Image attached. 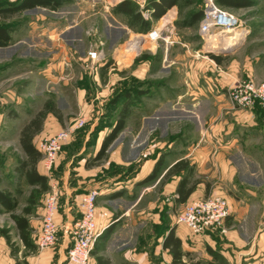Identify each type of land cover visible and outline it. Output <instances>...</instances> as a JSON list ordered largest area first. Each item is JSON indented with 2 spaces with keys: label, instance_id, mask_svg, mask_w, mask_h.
<instances>
[{
  "label": "rangeland",
  "instance_id": "rangeland-1",
  "mask_svg": "<svg viewBox=\"0 0 264 264\" xmlns=\"http://www.w3.org/2000/svg\"><path fill=\"white\" fill-rule=\"evenodd\" d=\"M113 1L119 2L69 0L55 10L35 7L3 19L11 28L9 44L0 47V178L4 184L13 179L16 167L25 158L20 146L21 130L36 118L46 101L53 105L58 115L51 112L42 119L40 129L32 138L36 148L42 138L71 126L80 118L85 119L84 125L61 145L55 165L48 171L47 189L22 184L23 195L18 208L33 193V208L40 211L43 208L44 212L46 196L51 189H55L58 193V208H66L67 203H72L71 208L76 209L75 198L91 190L93 178L96 183L99 182L98 166L104 164H109L122 179L133 178L145 159L144 152L150 151L149 145L154 142L148 143L149 128L155 130L154 139L162 143H157V146H163L162 155L168 154V159L172 157L167 144L174 141L172 150H175V146L183 147L184 142L190 141L196 124H203L204 118L200 119L199 115L203 116V112L214 109V101L210 106L208 101H199L194 104L198 105L200 113L192 110V93L210 95L208 85L199 81L196 83L192 79V59L202 56L207 59L210 58L207 54L213 53L221 56L223 70L232 65L237 77L264 81V0H248L251 5L245 7H222L241 21L240 36L229 46L220 47H229L227 51H219L216 49L219 46L207 42L201 36L199 23L189 28L181 25V21L192 11L203 10L204 0H190L189 5H186L185 0H180L177 16L172 20L170 18L160 28L164 39L155 41L148 37L142 41L139 36L147 35L148 32H139V26H136L128 28L119 42L113 44L117 36L114 30H118L114 28H127L131 24L129 18L113 14ZM159 22L153 20L150 29L159 26ZM170 40L173 43L169 44ZM135 46L137 49L126 52ZM90 48L103 50L105 61L96 68L86 66ZM166 52L174 61L169 71L159 69L161 57ZM108 63L109 66H104ZM124 90L130 99V116L126 119L125 128L111 144L116 147L118 143V148H108L103 160H95V152L112 126L101 127L100 130L97 128L114 123L120 108L116 107L113 114L105 117L109 99L114 93ZM176 91L179 94L177 103L180 104L174 107L176 113L170 116L168 111L163 115H155L156 107L163 105V109L168 108L172 97H176ZM221 91L226 92L228 98L227 87ZM245 109L264 112L258 104ZM44 128L48 130L44 132ZM180 130L183 135L175 133ZM130 131L132 134H129ZM130 136L134 138L133 148L128 150L126 147ZM145 144L148 146L146 150L141 148ZM112 150L118 153L114 157H110ZM140 151H143L141 155ZM170 174L168 172L153 189L143 195L139 193V184H135L131 195L126 196L128 204L134 205L135 212L139 208H147L149 218L153 208H163L161 218L166 220L169 212L176 215L182 210L185 204L175 203L165 189V185L170 183ZM183 175H187V168H184ZM194 177L202 180L196 171L191 180ZM116 202H119L120 208L128 205L122 200ZM166 208L171 210L167 211ZM0 224L11 230L12 237H16L9 213L0 214ZM159 232V228H153L152 237ZM185 260L186 264H207L202 251L187 255ZM216 264L224 263L217 260Z\"/></svg>",
  "mask_w": 264,
  "mask_h": 264
},
{
  "label": "crops",
  "instance_id": "crops-1",
  "mask_svg": "<svg viewBox=\"0 0 264 264\" xmlns=\"http://www.w3.org/2000/svg\"><path fill=\"white\" fill-rule=\"evenodd\" d=\"M133 2L137 4L136 1L133 0ZM179 2L180 0L177 4L167 8L164 14L155 20H160L168 11L173 13L170 20L174 19L178 13ZM113 3L114 7L118 2L113 1ZM137 11L139 12L138 6ZM113 14L126 17L123 13L113 12ZM147 20L152 22L154 19L151 17ZM128 28L132 27L127 25V28H114L118 30H114L117 36L112 41L113 44L119 42L123 34L127 33ZM159 31L161 35L159 39H164L165 35L163 32L161 33V29ZM171 43L173 41L170 40L169 44ZM164 54L161 57L159 69L163 71L168 69L169 71V67L174 61L169 58L168 52ZM190 67L193 73L192 79L196 83L199 81L208 85L210 90V95L204 94L206 97L192 93V97L190 96L192 110L195 113L198 111V105L194 103L199 101H208L209 106L214 101V109L203 112V116L199 115L200 119L204 118L203 124H196V130H193L190 141L184 142L183 147L177 148L175 146V150H172L171 145L174 144V141L167 144L168 151L172 154L169 159L167 158L169 157L168 154L162 155L164 153L163 146L160 144L157 146V143L161 142L154 139L155 130L149 128L150 140L148 143L153 140L154 142L149 145L151 150L144 152L146 154L144 155L145 159L133 178H120L113 172L109 164H104L102 167L98 166L97 171L100 172L97 173V180L99 182L96 183L95 178H93L91 190L96 189L98 191L95 221L101 232L94 243L89 264H179L178 259L173 261L171 251L172 246L178 242H180L181 262L183 264H186L185 257L187 255L199 251H202V257L207 261V264H216L217 260L224 264H264V112L236 108L229 102L226 92L221 91L230 85L234 77H237L234 66L230 65L229 68L223 70L221 62L216 63L214 60L205 59L202 56L192 59ZM175 95L176 97H172L171 103L167 105L168 108L163 109V105L156 107L155 115H163L169 111L170 116H173L177 110L174 108L175 105H180L177 103L179 97L177 91ZM193 118L196 119V116ZM124 128L125 125L122 130ZM47 130L44 128V132ZM139 131L141 130L139 129ZM175 133L182 134L181 130ZM129 134H132L131 131ZM115 139L109 144L103 157L95 159L101 142L95 152L94 159L103 160L109 149H113L114 146L112 147L111 144ZM133 140L134 138L130 136L126 149L133 148ZM115 146L114 149H117L118 143ZM146 147H148L147 144L141 148L146 150ZM142 152L140 151V155ZM115 153V150H112L110 157H114ZM150 154L152 155L149 156ZM181 160L187 162L186 189H192L184 202H178L176 199L178 197L176 189L184 174V169L179 172L169 171L174 164ZM156 165L158 171L155 177L149 181H144ZM35 166L39 174L48 177V171L44 169L41 159L37 161ZM194 171L198 176H202V180L197 177V179L194 177L191 180ZM168 172H171L170 183L165 185V189L170 194L169 198H174L175 203L186 204L189 201L207 196H220L226 199L229 205V215L225 220L227 230L224 234L211 231L203 234H192L184 225L176 223V216L179 212L176 215L169 212L168 219L163 220L161 218L163 208H153L149 218L147 208H139L138 212H135L134 205L128 204L129 201L126 199L127 195H131L135 184H139V193L143 195L149 189H153ZM22 184L28 187H37V185L26 183L23 176L18 179L16 169L13 179L7 180L6 184L0 178V190L14 191L16 188L20 190L18 206L23 195ZM28 197L26 203L21 208L17 207L13 213L21 214L27 220L29 244L26 245L21 241L15 222L11 218L13 228L16 231V237H12L11 243H13L16 251L12 252L10 244L7 243L4 236L0 235V264H73L67 258L71 237L66 227L79 216L78 208H71L72 203H67L66 208H59L56 216L58 224L57 241L54 246L39 250L37 237L40 233L43 208L40 211L38 208H33L34 205L32 204L29 212H22L23 207L29 204ZM78 198H75L74 202ZM120 200L128 205L124 204L126 206L120 208L119 202H116ZM166 209L167 211L171 210V208ZM6 213L10 214V212ZM173 216L174 221L172 220ZM0 227L4 226L0 224ZM161 227L166 229L163 234L152 237V229H161ZM170 230H172L173 238L170 239L167 246H164L165 236Z\"/></svg>",
  "mask_w": 264,
  "mask_h": 264
},
{
  "label": "built area",
  "instance_id": "built-area-1",
  "mask_svg": "<svg viewBox=\"0 0 264 264\" xmlns=\"http://www.w3.org/2000/svg\"><path fill=\"white\" fill-rule=\"evenodd\" d=\"M148 0H137L139 12L144 19L151 18V9L146 6ZM202 18L199 31L206 40L218 34L224 27L238 31L241 21L238 17L219 6L215 0H204ZM147 35L149 39L158 40L160 31L151 29ZM87 67L96 68L104 63L103 50L90 48L87 51ZM104 60V61H103ZM227 95L233 106L249 108L258 104L264 109V81L252 78L234 77L227 87ZM85 123L84 118L54 134L44 137L38 142L37 149L42 153V163L46 171H50L55 164L61 145L73 132ZM98 191L96 189L80 194L75 201L79 216L66 227L71 237V244L67 250L68 261L73 264H89L90 254L94 243L100 234L96 226L95 209ZM58 208V193L51 189L44 203L41 217L40 233L37 237L39 250L54 246L57 241L58 224L56 216ZM229 215V205L225 198L207 196L187 202L176 216V223L184 225L192 234H203L207 231L225 233V220Z\"/></svg>",
  "mask_w": 264,
  "mask_h": 264
},
{
  "label": "trees",
  "instance_id": "trees-1",
  "mask_svg": "<svg viewBox=\"0 0 264 264\" xmlns=\"http://www.w3.org/2000/svg\"><path fill=\"white\" fill-rule=\"evenodd\" d=\"M69 0H4L0 2V17L2 22H0V47L7 46L11 40L10 31L11 28L8 24L3 22V19H6L13 14L27 9H32L35 7H45L52 10H55L62 6L63 4L67 3ZM179 0H148L146 6L152 10L151 17L155 20L160 18L165 10L172 5L177 4ZM216 3L221 7L232 8V7H245L250 6L251 1L248 0H215ZM186 5L191 4L190 0H185ZM114 13H123L126 15L127 18L130 19L131 24H129L132 28L139 26V32H148L150 30L151 21L144 19L141 14L137 11V4L132 0H122L118 2L113 7ZM202 9L192 11L188 16H186L182 21V26H192L198 23L202 18ZM211 59H213L216 63H220L221 56L215 55L213 53L207 54ZM145 58H149V56H145ZM109 64V63H108ZM105 64L104 66H107ZM108 114L106 113L105 117H109V115L113 114V110L120 106L119 110L117 111V118L114 123L109 125L104 124L97 128V130L102 129L103 127L112 126L111 130L104 136L100 149L97 152L95 159H100L105 154V151L109 144L117 137L118 133L122 130L125 125V120L129 115V106L130 99L128 93L124 91H118L112 95L109 99L108 103ZM109 108L111 110H109ZM110 111V113H109ZM113 111V112H112ZM58 113L54 110L53 105L46 101L43 105V109L38 113L36 118L32 119L28 124H26L23 129L21 130L20 134V146L25 154V158L21 160L16 167V173L18 179L20 177H24L25 182L28 184L37 185L38 187H42V189H47V178L44 175H41L36 170V163L41 158V153L38 149L34 146L32 142V138L34 134L40 129L41 121L45 118L47 113ZM58 119H61L60 116H57ZM102 127V128H101ZM187 168V162L181 160L173 165L169 171H177L179 172L181 169ZM158 171V166L156 165L144 181H149L155 177ZM187 175H183L178 183L177 186V194L178 197L176 198L178 202L186 201L189 193L191 192V188L186 189L187 184ZM20 195V190L16 188L14 191L9 190H0V214L2 212H10L11 218L14 220L17 233L21 241L28 245L29 244V230H28V223L25 217L21 214L13 213L19 204L18 197ZM34 194L31 193L28 197L29 204L23 207L22 212H29L31 205L34 203ZM166 229L161 227L159 229L158 235H162ZM11 230L5 227H0V235L4 236L7 243L11 246V251H16V248L13 247V243H11ZM173 238L172 230L168 232L165 236L163 245L167 246L169 244L170 239ZM174 242V239H173ZM178 242V241H177ZM172 254H173V261L175 262L178 259L179 264H183L181 262L182 252L180 250V242L176 243L172 246Z\"/></svg>",
  "mask_w": 264,
  "mask_h": 264
},
{
  "label": "bare ground",
  "instance_id": "bare-ground-1",
  "mask_svg": "<svg viewBox=\"0 0 264 264\" xmlns=\"http://www.w3.org/2000/svg\"><path fill=\"white\" fill-rule=\"evenodd\" d=\"M172 11H168L161 19H160V24L159 26L156 28V30H159L161 28V26L167 22L170 18H172ZM219 33L212 36V37H209L207 39V42L209 43H215L216 46H219V47H224L228 44L229 46V43L233 42L235 40V38H238L240 36V33L238 31H234V29H231V28H228V27H224L222 30L218 31ZM232 33V35H228ZM149 35H141L139 36V38H141V40L143 41L144 39L148 38ZM133 39V38H132ZM133 44H135V42H132ZM140 43V41H139ZM220 43V45H219ZM218 44V45H217ZM139 45V44H138ZM137 45V46H138ZM232 45V44H231ZM137 46L135 47H132L130 48L128 51H126L127 53H129L130 50H133V49H137ZM229 47H226L225 49H227Z\"/></svg>",
  "mask_w": 264,
  "mask_h": 264
},
{
  "label": "water",
  "instance_id": "water-1",
  "mask_svg": "<svg viewBox=\"0 0 264 264\" xmlns=\"http://www.w3.org/2000/svg\"><path fill=\"white\" fill-rule=\"evenodd\" d=\"M216 49H218L219 51H227V49H225V48H220V47H217Z\"/></svg>",
  "mask_w": 264,
  "mask_h": 264
}]
</instances>
